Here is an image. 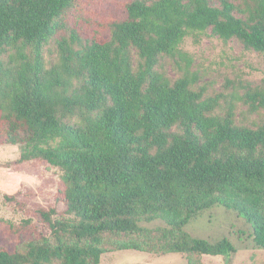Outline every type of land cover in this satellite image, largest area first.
Returning <instances> with one entry per match:
<instances>
[{"label": "trees", "instance_id": "16d2710c", "mask_svg": "<svg viewBox=\"0 0 264 264\" xmlns=\"http://www.w3.org/2000/svg\"><path fill=\"white\" fill-rule=\"evenodd\" d=\"M104 1L0 0V54L15 50L9 66L0 64V145L23 146L16 163L59 167L55 201L76 219L54 220L55 208H39L57 244L26 253L0 244V264H99L102 232H137L158 218L180 233L171 252L230 257L229 239L184 231L216 205L242 216L264 249V124H236L233 101L215 114L224 95L196 89L197 73L171 82L156 69L161 56L180 54L187 37L198 41L210 29L264 52V0H115L125 19L88 18L85 36L75 27L62 37L47 67L43 48L66 28L68 11ZM236 99L258 111L264 89ZM74 115L80 121L69 123ZM60 233L77 242L63 243Z\"/></svg>", "mask_w": 264, "mask_h": 264}, {"label": "rangeland", "instance_id": "374dc122", "mask_svg": "<svg viewBox=\"0 0 264 264\" xmlns=\"http://www.w3.org/2000/svg\"><path fill=\"white\" fill-rule=\"evenodd\" d=\"M114 1L105 0L100 5L86 6L84 11L69 10L66 28L53 36L43 48L46 66L50 67L58 61L59 40L62 37L70 39L75 27L82 37L85 36L88 18L117 16L125 19L126 11ZM179 50L188 61L183 60L180 54H165L159 58L158 72L164 73L171 82L182 77L187 70L197 73L196 89L204 86L205 96L224 95L215 114L223 115L228 103L233 101L236 124L252 128L264 124V108L251 111L247 104L236 99L248 88L264 89V52L246 49L237 39L225 41L214 36L211 29L198 41L187 37ZM14 53L15 50L10 48L0 54V64L9 66ZM133 60L137 67L139 57L136 51ZM67 121L76 123L80 117L74 115ZM22 150L23 146L19 144L0 145V244L11 251L26 253L32 245H42L45 241L52 246L57 244L51 229L39 215V208H55L57 214L53 215L54 220L75 222L76 219L65 215L63 205L55 201L62 170L39 159L16 163ZM8 195L15 198L9 200ZM141 225L142 230L137 232H102L101 248L105 252L99 264H264V249L255 246L252 238L249 239L251 225L236 211L222 205L207 209L193 218L184 231L212 242L229 239L235 249L230 257L173 253L169 244L179 239V232L171 230L161 218L143 221ZM60 239L65 244L77 242L74 236L67 233H60ZM81 244L87 245L88 242L82 241ZM47 264H60V261L53 260Z\"/></svg>", "mask_w": 264, "mask_h": 264}]
</instances>
